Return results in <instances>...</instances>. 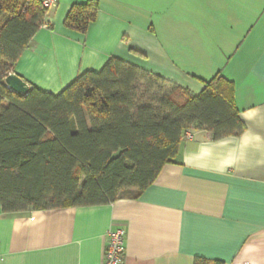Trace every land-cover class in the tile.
Here are the masks:
<instances>
[{
	"label": "crops",
	"instance_id": "0c3cea01",
	"mask_svg": "<svg viewBox=\"0 0 264 264\" xmlns=\"http://www.w3.org/2000/svg\"><path fill=\"white\" fill-rule=\"evenodd\" d=\"M49 7L13 72L59 94L115 57L199 94L232 82L245 130H192L138 198L4 213L0 264H101L109 230L127 229L123 264H264V0H97L85 33Z\"/></svg>",
	"mask_w": 264,
	"mask_h": 264
},
{
	"label": "trees",
	"instance_id": "16d2710c",
	"mask_svg": "<svg viewBox=\"0 0 264 264\" xmlns=\"http://www.w3.org/2000/svg\"><path fill=\"white\" fill-rule=\"evenodd\" d=\"M43 0H0V205L4 213L135 199L179 151L188 130L214 140L245 124L221 74L199 94L112 57L55 95L5 84L45 21ZM97 0L75 4L66 28L85 33ZM193 264H225L196 258Z\"/></svg>",
	"mask_w": 264,
	"mask_h": 264
},
{
	"label": "built area",
	"instance_id": "2783aa9c",
	"mask_svg": "<svg viewBox=\"0 0 264 264\" xmlns=\"http://www.w3.org/2000/svg\"><path fill=\"white\" fill-rule=\"evenodd\" d=\"M58 0H43V5L47 8L55 6ZM194 138L192 130L183 134L182 140H191ZM127 229L125 226H119L107 232L105 238V247L103 260L101 264H123L125 261V242Z\"/></svg>",
	"mask_w": 264,
	"mask_h": 264
},
{
	"label": "water",
	"instance_id": "95a60500",
	"mask_svg": "<svg viewBox=\"0 0 264 264\" xmlns=\"http://www.w3.org/2000/svg\"><path fill=\"white\" fill-rule=\"evenodd\" d=\"M5 84L12 91L22 95L28 94L31 88L29 82L15 72H11L5 78Z\"/></svg>",
	"mask_w": 264,
	"mask_h": 264
}]
</instances>
